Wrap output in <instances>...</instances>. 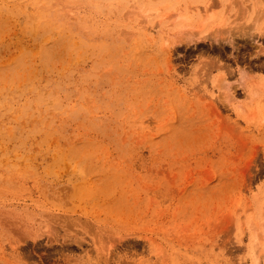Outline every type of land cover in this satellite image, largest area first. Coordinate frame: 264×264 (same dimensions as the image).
Masks as SVG:
<instances>
[{
    "label": "rangeland",
    "instance_id": "rangeland-1",
    "mask_svg": "<svg viewBox=\"0 0 264 264\" xmlns=\"http://www.w3.org/2000/svg\"><path fill=\"white\" fill-rule=\"evenodd\" d=\"M0 264H264V0H0Z\"/></svg>",
    "mask_w": 264,
    "mask_h": 264
}]
</instances>
